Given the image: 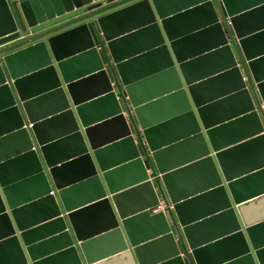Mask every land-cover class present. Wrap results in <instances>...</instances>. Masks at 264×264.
Wrapping results in <instances>:
<instances>
[{"label":"water","instance_id":"95a60500","mask_svg":"<svg viewBox=\"0 0 264 264\" xmlns=\"http://www.w3.org/2000/svg\"><path fill=\"white\" fill-rule=\"evenodd\" d=\"M0 264H264V0H0Z\"/></svg>","mask_w":264,"mask_h":264},{"label":"built area","instance_id":"2783aa9c","mask_svg":"<svg viewBox=\"0 0 264 264\" xmlns=\"http://www.w3.org/2000/svg\"><path fill=\"white\" fill-rule=\"evenodd\" d=\"M104 3H106V1H104ZM246 79V78H245ZM161 209H166V207L164 205H162Z\"/></svg>","mask_w":264,"mask_h":264}]
</instances>
